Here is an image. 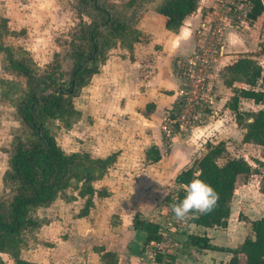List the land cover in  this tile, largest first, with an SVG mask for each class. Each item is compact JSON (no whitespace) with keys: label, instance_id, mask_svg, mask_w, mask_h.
<instances>
[{"label":"rangeland","instance_id":"1","mask_svg":"<svg viewBox=\"0 0 264 264\" xmlns=\"http://www.w3.org/2000/svg\"><path fill=\"white\" fill-rule=\"evenodd\" d=\"M106 1L120 17L129 19L131 32L122 40H112L107 58L115 55L116 61L112 59L107 66L106 58L100 63L98 72L102 76L93 75L73 98L76 114L69 118V126L54 119L49 128L66 154L113 159L93 178L96 193L86 214L81 213L85 198L79 195L76 184L61 191L49 204L30 211L37 224L22 230L21 256L31 264H165L155 260L151 246L141 250L144 234L132 226V219L138 213L140 218L159 224L162 240L157 247L173 254L172 264H227L229 252L190 246L186 235H205L214 244L229 248L252 235L251 222L264 216L262 149L242 141L245 119H239L229 108L233 89L223 84L221 68L217 67L212 68L211 78L217 97L214 108L219 109V115L203 131L201 136L205 141H199L195 135L194 140L190 139L189 130L168 139L163 137L160 142V123L154 126L150 120L152 104L144 103L134 91L136 84L142 82L139 74L143 66H138L139 71L136 68L134 73V65L128 64V58L148 54L150 38L142 33L138 23L140 16L155 11L161 0ZM208 9L203 10L199 22ZM87 21V14L79 10L77 0H0V46H9L16 58L29 60L36 73L43 72L58 54L56 60L64 72L63 78H67L71 43L82 38V26ZM196 28L193 29L195 41ZM261 44L260 51L264 53V41ZM158 47L156 44L155 48ZM2 58L0 50V77L15 79L2 68ZM19 83L24 84L21 79ZM18 88L11 97L0 100V201L3 203L11 200L16 188L15 182L8 178L13 141L28 137L16 113L17 98L21 95ZM256 88L264 90V82L259 80ZM259 107L251 99L238 102V112L256 111ZM220 141L225 144L220 163L228 157L242 156L252 168L249 176L239 175L236 179L227 224L196 227L191 219L180 223L171 205L183 198L185 186L177 185L174 177L202 156L208 143ZM151 146L158 148L160 158L156 161L146 159L145 152ZM177 152L188 157L184 159ZM179 191L183 195L179 196ZM1 255L5 264H14L6 253Z\"/></svg>","mask_w":264,"mask_h":264},{"label":"trees","instance_id":"2","mask_svg":"<svg viewBox=\"0 0 264 264\" xmlns=\"http://www.w3.org/2000/svg\"><path fill=\"white\" fill-rule=\"evenodd\" d=\"M244 1L251 6L247 14L250 23L264 17L261 0ZM77 2L79 10L87 14L88 21L82 26V38L71 43V67L67 78H63L64 72L56 60L58 54L43 72L36 73L29 60L16 58L9 46H0L2 68L15 76V79L0 77V100L11 97L19 86L21 95L17 98L16 113L28 134L26 138L17 137L12 144L8 178L15 182L16 188L8 203L0 201V264H5L2 253H6L14 264H31L22 258L20 252L22 230L37 224L30 211L49 204L70 185L76 184L79 195L85 198L81 213L86 214L96 193L93 178L113 159L111 156L91 159L86 154H66L49 128L54 119L63 120L69 126V118L76 114L73 98L98 73L99 64L107 58L112 40H122L131 32L129 19L120 17L106 0ZM199 2L161 0L155 6V12L164 17L166 29L177 32L185 17L197 10ZM3 27L6 30L4 21ZM219 74L223 84L233 89L229 108L239 119H245L242 141L259 145L264 155V90L256 88L259 80L264 82V68L252 58L240 56L223 66ZM19 78L24 87H21ZM236 83L243 86L236 87ZM243 98L251 99L260 106L259 109L238 112V102ZM224 150L223 141L208 143L206 152L174 177V182L180 186H186L195 178L203 179L218 193L219 198L212 211L191 218L195 225L226 226L236 179L239 175L247 177L252 172L250 163L242 156L228 157L220 163ZM159 158L156 146L146 151L147 160ZM262 165L264 167V162ZM178 193L183 195L180 191ZM132 226L144 234L141 250L151 246L158 263H173V254L164 253L157 247L162 240L157 222L140 218L135 213ZM251 231L252 235L244 237L234 248L218 246L209 237L194 233H187L186 243L199 249L229 252L231 256L227 264H264V216L251 222Z\"/></svg>","mask_w":264,"mask_h":264},{"label":"crops","instance_id":"3","mask_svg":"<svg viewBox=\"0 0 264 264\" xmlns=\"http://www.w3.org/2000/svg\"><path fill=\"white\" fill-rule=\"evenodd\" d=\"M213 1L214 0H200L196 12L185 17L177 32L166 29L164 27V17L158 15L155 11L151 12V14L144 12L140 16L141 19L138 23V27L144 35L149 36L150 48L147 50L148 54H141L143 57H135V59L132 60L128 58V64L134 65V73L136 68L139 71L140 65L143 66V70L139 74V77L142 78V82H139V85L136 84L137 87H135L134 91L137 92L138 97H141L145 101L144 103L152 104L150 120L154 126H157L161 122L165 112L176 107L179 83L172 69L173 62L177 57L187 56L194 51L196 41L194 40L193 29L197 27L198 20H200L199 17L203 14V10H206V8L212 5ZM261 1L264 6V0ZM263 21L264 17L261 16L252 23L249 21L246 27L238 30H227L225 35V49L219 57L215 67L222 69L223 66L232 63L238 57L248 56L252 58L255 63L264 68V53L260 51L261 48H263L261 42L264 41ZM156 44L159 46L158 49L155 48ZM129 55L130 52H128V56ZM116 57L117 56L114 55L107 58V66L111 65L113 62L112 59L116 61ZM97 74L102 76L99 72L95 75ZM210 121L190 130L189 133H191V136H189V138L194 140L195 135V137H198L199 141H205L201 135L204 130L209 128V124L212 123L213 120ZM159 135L160 142H162L163 136L161 132ZM177 154L181 157L183 155L184 159L188 157L186 153L177 152ZM180 156L177 155V157ZM196 227L200 226L196 225Z\"/></svg>","mask_w":264,"mask_h":264},{"label":"built area","instance_id":"4","mask_svg":"<svg viewBox=\"0 0 264 264\" xmlns=\"http://www.w3.org/2000/svg\"><path fill=\"white\" fill-rule=\"evenodd\" d=\"M196 28L194 51L173 62L180 82L176 107L161 120L164 138L182 135L219 115L212 68L225 49L227 30H238L249 22L250 4L244 0H214ZM161 233V232H160Z\"/></svg>","mask_w":264,"mask_h":264},{"label":"clouds","instance_id":"5","mask_svg":"<svg viewBox=\"0 0 264 264\" xmlns=\"http://www.w3.org/2000/svg\"><path fill=\"white\" fill-rule=\"evenodd\" d=\"M163 195L167 193L164 191ZM219 196L207 181L195 178L187 183L184 196L171 205V211L177 221L185 223L195 216L208 213L215 207Z\"/></svg>","mask_w":264,"mask_h":264}]
</instances>
